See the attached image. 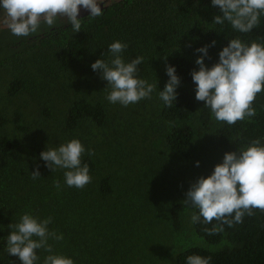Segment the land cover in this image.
<instances>
[{"label": "trees", "instance_id": "16d2710c", "mask_svg": "<svg viewBox=\"0 0 264 264\" xmlns=\"http://www.w3.org/2000/svg\"><path fill=\"white\" fill-rule=\"evenodd\" d=\"M104 6L99 17H79L77 33L66 18L52 28L42 23L29 37L0 28L8 35L0 38V264H21L5 248L7 226L24 212L52 218L49 230L63 239L48 243L74 264H186L193 254L210 257V264H264V212L209 235L204 229L216 221L192 223L198 209L183 203L190 184L210 175L225 152L257 138L264 143V91L253 102L254 117L228 125L195 99L190 74L199 67L195 50L213 40L207 67L228 40L264 44V15L258 27L240 33L227 21L212 23L222 13L211 0ZM117 40L127 44L125 62L144 58L138 75L157 82L151 99L127 107L106 99L110 89L91 64L110 60L107 47ZM166 65L180 79L170 108L158 95ZM73 138L86 149L81 160L92 177L82 189L68 187L65 170L51 172L39 155ZM37 165L41 178L33 180ZM37 254L42 264L48 253Z\"/></svg>", "mask_w": 264, "mask_h": 264}, {"label": "clouds", "instance_id": "9594fccd", "mask_svg": "<svg viewBox=\"0 0 264 264\" xmlns=\"http://www.w3.org/2000/svg\"><path fill=\"white\" fill-rule=\"evenodd\" d=\"M104 0H0V18L3 24L17 37H29L36 33L41 24L52 28L58 18H66L74 33L81 31V8L87 11V17L102 15ZM213 7H218L222 15L213 17L217 25L229 22L235 31L249 33L260 24L264 15V0H211ZM3 27V28H6ZM205 45L195 51L201 53L195 60L198 70L191 71L195 84V99L204 102L217 122L233 125L256 115L252 106L257 94L264 91V44L255 41L245 43L239 37L228 40L218 52V61L207 67L204 59L208 56ZM126 43L114 41L108 45L110 60L97 59L91 69L100 74L110 89L106 99L110 103H119L127 107L142 99H151L157 89V82L149 83L139 78L138 65L144 58L137 56L125 62L122 53ZM103 53L101 54V56ZM168 80L158 95L165 107H172L177 99L176 88L180 79L175 67L166 65ZM199 111V110H197ZM86 149L79 139L73 138L57 147L41 151L40 159L51 172L64 169V180L68 187L84 188L92 180L87 163L82 164V155ZM88 155H95L88 149ZM199 166V161L196 162ZM33 180L41 178L39 165L30 173ZM61 188L59 180L54 182ZM184 205L198 209V214L191 215V222L211 224V229H204L209 235L224 231V225L233 227L242 223L245 215H255L254 210L264 212V143L253 139L247 146L237 151L225 152L222 162L216 164L210 175L200 176L190 184L185 193ZM52 218L40 219L29 212L20 215L17 222L10 223L5 251L15 256L21 264H37L40 260L37 252L43 249L48 253L42 264H74L73 259L55 253L48 243L49 239L59 241L62 234L50 231L48 225ZM210 257L189 255L186 264H210Z\"/></svg>", "mask_w": 264, "mask_h": 264}, {"label": "water", "instance_id": "95a60500", "mask_svg": "<svg viewBox=\"0 0 264 264\" xmlns=\"http://www.w3.org/2000/svg\"><path fill=\"white\" fill-rule=\"evenodd\" d=\"M103 5H100V7L102 8ZM82 11H80L78 17H82V16H85V15H88L89 13L85 10H83V8H81Z\"/></svg>", "mask_w": 264, "mask_h": 264}, {"label": "flooded vegetation", "instance_id": "af4514ba", "mask_svg": "<svg viewBox=\"0 0 264 264\" xmlns=\"http://www.w3.org/2000/svg\"><path fill=\"white\" fill-rule=\"evenodd\" d=\"M104 3H106L105 2V0H104ZM103 5V4H102ZM80 11H82V10H80ZM0 15H1V13H0ZM86 16V15H85ZM85 16H82V17H85ZM88 16V15H87ZM3 18L4 17H2L1 19H0V28H3V27H6L4 24H3ZM77 18H79V17H77ZM69 22V21H68ZM68 22L66 23V24H68Z\"/></svg>", "mask_w": 264, "mask_h": 264}, {"label": "rangeland", "instance_id": "374dc122", "mask_svg": "<svg viewBox=\"0 0 264 264\" xmlns=\"http://www.w3.org/2000/svg\"><path fill=\"white\" fill-rule=\"evenodd\" d=\"M114 0H105L106 3L113 2ZM8 37V35L5 32L0 33V38Z\"/></svg>", "mask_w": 264, "mask_h": 264}]
</instances>
